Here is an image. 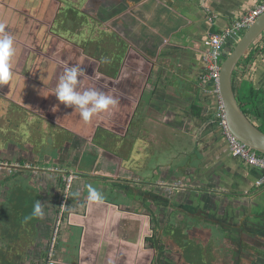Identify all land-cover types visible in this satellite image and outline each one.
Instances as JSON below:
<instances>
[{"label":"crops","instance_id":"1","mask_svg":"<svg viewBox=\"0 0 264 264\" xmlns=\"http://www.w3.org/2000/svg\"><path fill=\"white\" fill-rule=\"evenodd\" d=\"M90 1H86L84 8L92 5ZM261 1L107 0L103 9L99 8L107 12L109 24H113V31L121 32L120 35L129 45L126 57L128 65L124 69L123 76L118 80L119 83H123L124 88L123 91L114 89V94L117 98H124L125 103H122L125 107L120 112L132 115L126 123L115 120L113 124L117 127L114 128H123V137L126 135L127 139L133 134L137 138V141H128L131 149L125 151V155L121 151L112 150L110 145H115V141L107 144L104 141L97 142L96 147L103 149L107 157L111 155V161L120 159L117 164L120 169L116 171L112 167L116 173L110 175L107 181L115 183L116 188L119 182L140 186L147 181L151 182L150 176L156 175V184L165 185L167 182L169 184H166L167 189L173 191L174 186L179 183L182 184L181 187L186 188L190 187V183L208 186L214 184V180H218L222 183L219 184L221 188L230 189L228 186L230 182L242 187L241 189L244 188V193H253L250 200H256L254 202L259 210L258 214L232 206V209L227 210L225 214L219 208V215L209 217L210 213L206 212L204 217L212 227L214 226L215 231L218 227V234L230 244L228 248L231 253L235 251L237 241L247 234L256 243L261 238V244L248 245V250L254 253L259 251V254L261 251L264 252V220L261 216L264 215V208L261 206L264 205V188L258 190L256 172L242 171L237 164L235 167L233 162L228 161L229 156H224L219 151L217 141L223 138L217 136L215 131L219 121L209 117L202 119L198 115L200 106L208 105L211 92L208 90L201 92V89L195 87L194 82L206 68L205 43L209 33L220 32L230 22L233 23V20L243 17ZM19 6V3L16 7L7 6L6 3L3 4V0H0V25L3 26V31L13 36L14 41H20L17 32L22 30V25L19 24L20 18L16 17L21 12ZM257 58V61L253 60V66L245 79L252 82L256 88L262 89L264 88V55ZM129 62L136 67L134 65L132 67ZM135 72L146 75L142 84L137 86L133 84L137 80L135 76L133 77ZM152 74L155 78L151 77V81L149 75ZM162 76L164 79L161 81L164 83L160 84L159 80ZM180 82L184 84L183 87L179 85ZM148 98L153 99L154 102L144 103V99ZM140 109L146 115L145 121L131 123L132 116L134 117L135 112ZM163 152L165 156L162 160L159 154ZM191 155L196 157V161L190 159ZM97 160L103 162L102 158ZM147 160L153 162L149 166L153 172L147 177L134 174L136 171L129 168L131 161H138L139 170L145 168ZM102 164L98 166L101 167ZM110 165L109 162V167ZM179 172L182 173L181 179L178 177ZM70 178V183L74 182L72 175ZM102 185L100 183V189H103ZM77 188L75 191L79 192V195L81 188ZM72 189L69 188V191ZM108 189L107 186L104 190ZM65 193L66 191L61 192L55 203L56 206L53 202L52 205L56 207L53 209L54 213L51 207H44L42 204L45 212L42 219L45 224L42 225L43 227H38V232L42 236H48L50 241H53L55 229L58 228L59 240L57 245L55 244L57 239L53 241L55 245L54 248L51 247L54 250L56 264L146 263L145 238L142 235L135 238L130 219L132 217L143 219L147 216L140 212L131 214L123 202L118 203L103 197L95 201L88 197L85 204H81L78 199L72 200L71 197H66L63 203ZM227 193L230 192L227 190ZM43 197L45 199L46 195L43 194ZM78 198L80 199L79 196ZM241 199L244 200L243 204L247 205L249 200L243 196ZM212 208L214 210L215 206ZM0 248L7 251L6 243L2 238H0ZM51 249L49 252L44 251L46 258L49 257ZM42 261L40 260V263Z\"/></svg>","mask_w":264,"mask_h":264},{"label":"rangeland","instance_id":"2","mask_svg":"<svg viewBox=\"0 0 264 264\" xmlns=\"http://www.w3.org/2000/svg\"><path fill=\"white\" fill-rule=\"evenodd\" d=\"M17 1L20 2L19 9H21V12L19 13L24 15L21 18L22 23L28 21L26 18H29V14L36 16V11H34L35 8H31L33 7L32 4L35 3L34 0H16V2ZM24 1H26V3H24ZM37 1L38 0H36V3ZM86 1L87 0H79L78 4L82 7ZM5 2H7V6L11 5L12 7H16V4H18L13 0H6ZM5 2L3 0V4ZM73 2L76 4L75 0ZM52 3H54V1H52ZM70 4L73 5L72 2ZM22 5L24 6L22 7ZM53 5L54 6L50 7L52 16L59 4L54 3ZM58 8L60 9V7ZM70 9L71 7L64 8L62 17L67 15ZM83 9H85L84 6ZM83 12L87 14L88 12L89 14L91 13L90 11ZM82 19L83 17L78 18L79 21H82ZM94 20L99 25L105 23L104 27L107 26V23L102 20H97L95 18ZM36 25L37 22L32 23V26L28 23L27 27L22 24V30L17 32V38H19L20 41H15L16 55L12 61V71L14 75L8 84L0 85V164L21 166L19 168H10L0 165V216L9 214L11 216L10 218H13V222L10 224L16 226L14 227L16 230L14 232L16 233L15 238H19L17 242L22 249L18 252L23 253L18 264H42L40 260L45 261L47 256L44 251L47 250V252H49L52 247V241H50V239L48 240V236H42L38 232V227L45 224V221L41 218L31 216L34 204L39 200L44 207H51L53 212V209H56V201H58L61 192L65 191L64 188H66V186L63 185V179L71 175L74 182L70 189H73L69 192L66 191L67 197L78 199L81 201V204H85L84 202L88 196H86V193L83 192L82 189L88 184L91 176H107L105 178L107 179L110 175L116 173V169H120V167L117 166L120 159H116L115 162L111 161V155L107 157L103 149L100 150V147H96L97 142L104 141L107 144L115 141V145H110L112 150L117 152L121 151L124 154L125 151L128 152V150L131 149V146H128V141H137L135 134L131 135V137L128 136L129 139L126 141H121L117 138L119 136L118 134H124V130L114 128V126L117 127V125L113 124L120 115L118 112L123 110L120 105L108 112L93 116L92 119L86 123L79 115L78 109L74 111L72 107H66L58 101L53 93L55 92L61 75L56 70L58 67H61V65L64 66L68 64V60L71 59V57H66V59L63 60V53L61 52L59 53L60 55L58 54L61 58L59 61L49 60L48 57L44 55V52L49 50L50 41L42 40L41 36H36ZM84 25H82V27ZM90 25L91 24L87 23L88 27ZM65 29L66 28H62L61 31L63 32ZM115 33L121 36V32L115 30ZM86 34H88V32H86ZM58 40L62 42L65 40L57 38L54 43V47L56 44L58 49L61 50L65 46L62 44L60 45ZM67 42L69 43V41ZM66 47L74 50L70 43ZM33 57L39 58L36 64H33ZM48 63L49 65H47ZM47 72L48 74H46ZM235 83L236 82H234V85H236ZM120 84L121 83H117L116 81L111 86L120 90ZM88 86L93 88L99 86V84L96 85L95 80L86 78L81 85V90ZM242 87L243 89L245 88V92L249 89L247 83H242L241 89ZM236 89H238L237 86ZM148 101L149 104L154 102V100L150 98L144 99V103ZM129 115L131 114L129 113ZM137 119L141 120V118ZM74 123H76V125ZM106 127L113 128L114 133L108 134L105 130ZM90 150L92 155H88V151ZM159 155L163 160L165 152ZM97 158H102L103 162H98ZM22 159L25 160V165L22 164ZM190 159L196 161L194 155H191ZM147 161L146 167L140 170L138 169V161H131V163H129V168L136 171L134 174L136 173L137 175L147 177L148 174L153 172L149 167L153 162H150V160ZM109 162L111 164L110 167ZM39 164L42 165L39 167ZM101 164L102 166L99 167ZM23 166H27L31 169H27L26 167H24L26 168L24 169ZM34 166L50 171L59 170L63 173L59 174L55 172L52 174L53 172L33 171L32 168H35ZM112 167L115 168L116 171L113 170ZM110 168L111 170H109ZM181 172L178 173L179 179H181L182 176ZM75 174H86L88 177L76 176ZM150 177L152 182H157L156 175H151ZM74 178L79 179L74 180ZM165 184H167V182ZM150 185L151 184H148L151 190L153 187L151 188ZM189 185L190 187H197L195 183H190ZM103 186L105 185L103 184V189L100 190L93 187L101 197L114 200L118 203L129 202L127 187L126 192H118L115 189L112 190V188L104 190L106 188ZM214 186L221 189L219 188L218 180H215ZM77 187L81 188V194L79 195V192L77 193L75 191V188L78 189ZM140 188L143 189L145 187L141 185ZM86 190L87 193H89V188ZM168 191L169 189H167L166 185L154 188V192L163 194L166 197L171 195L170 198H172L173 192L170 193ZM43 194L46 195L45 199ZM177 199L180 205L192 204L202 209L204 214L202 218L199 217L201 219H197V214L190 215V213L185 211L181 206L179 210H176L173 209L171 205H159L158 203L150 201V199L147 200V206L144 199L138 197V203L136 201L132 208L127 210L130 211L131 214L140 212L147 217L143 219H135L132 217L130 219V223L133 225L132 232L135 233L136 236L135 238L137 239L141 235L146 239L148 238L149 240L148 242L146 241V247L156 242L155 245L157 247L159 246L161 249L160 251L163 252L162 260H172L173 264H189V261L191 264H231L230 262H225L226 259H230V252L227 251L230 244L225 242L223 237L218 234V227L215 231L214 226L212 227V225L204 220L207 214L206 212L219 215V207H216L218 210L215 208L214 210L213 208H207L201 204L196 197L194 200H191L188 194L181 190ZM53 202L55 206L52 205ZM14 203L16 206H14ZM19 203L21 205H18ZM227 203L234 206L236 201H228ZM143 205L146 206V209L141 207ZM147 210H153L152 216L154 217V221L150 220V214L147 213ZM169 217L170 219H167ZM7 222L8 221H6L4 217L2 224H8ZM163 227L167 230H164ZM23 238H28V240L24 241L22 240ZM58 240L59 236L57 235V240L55 241L56 245ZM176 240H178L179 244L184 246L187 245V247H179ZM183 242L186 243L184 244ZM157 247L152 249L153 254H156L155 252L158 251ZM40 254H42L41 257Z\"/></svg>","mask_w":264,"mask_h":264},{"label":"flooded vegetation","instance_id":"3","mask_svg":"<svg viewBox=\"0 0 264 264\" xmlns=\"http://www.w3.org/2000/svg\"><path fill=\"white\" fill-rule=\"evenodd\" d=\"M5 1L6 0H4V2ZM13 1L15 3H20L18 1L16 2V0H13ZM52 1H54V3H58L59 4L58 7H60V9L57 7L53 16L51 15V12H50L51 11L50 7L54 6L53 5L54 3H52ZM73 1L74 0H67V1L66 0H38L36 3V0H34V2L36 4L33 3L32 4L33 7H31V8H35L34 11H36V16L29 14V18H26V19H28V21H26V22L24 21L23 23H22V19H21L22 16H24L23 14L18 13V16H16V17L20 18L19 19L20 24L21 25L23 24L25 27L28 26V23H30V25L32 26V23L37 22L36 36L37 37L41 36L42 40L50 41V43L48 42L50 44L48 47L49 50L44 52V55L47 56L49 60L59 61L61 59L59 56L60 55L59 53L62 52L63 53L62 54L63 60H65L66 57L67 58L71 57V59L68 60L69 65L80 64L81 67L84 69V71L86 72V74L89 77L93 76L94 73H96V72H98L100 74L98 76L94 75L91 78V79L96 81V85L99 84V86H95L93 88H95L99 91H103V92L108 93V94H112L115 96V94H114L115 88H113L111 85L114 84V82H116V81H117V83H119L118 80H119V78H121L123 76L122 74L124 72V69L126 68V65H128L126 57L128 55L127 53H128L129 45L123 39L122 36H119L118 34H116L113 31V28H112L113 24H109V18L107 16L108 15L107 12L99 9V8L103 9V6H105L107 4V0H102V1L91 0L90 2L92 5L88 6L85 9H83V7H79V5H78L79 0H75L76 4H74ZM71 2L73 5L70 4ZM5 3H7V2H5ZM68 7H71L70 12H68L67 15H64L62 17V11L64 10V8H68ZM82 9H83V11H87V12L90 11L91 12L90 14L88 12V14L90 16L86 12H83ZM79 17L80 18L83 17V19H82L83 22L78 20ZM89 18H90V21H89ZM94 18L97 20H102V21L106 22L107 26L104 27L105 23H103L101 25L97 24V22L94 20ZM91 19H93V20H91ZM87 23L91 24V25L88 27ZM82 25H84V26L82 27ZM62 28H66V29L63 30V32H62L61 31ZM86 32H88V34H86ZM106 36H107V38H106ZM57 38L65 40L63 42L61 40H58L60 45L62 44L65 46L61 50L58 49L56 44L54 47V43L56 42ZM210 38H211V35L208 39V44H207L208 48L206 49L207 52L211 47V45L209 43ZM67 41H69L71 47L74 50H71V48L66 47L69 44ZM39 46H40V44H39ZM207 52H206V54H207ZM225 52L226 51L223 50V55ZM249 53L250 54L247 57L248 63H247V59H246L245 60L246 63H244V62H243V64L239 63L240 66L236 67V70L234 71V75H233V85H234V82H236L235 83L236 85H234V88H235V91L237 93L238 102H239L240 106L246 110V112H247L246 114L251 117L252 121L257 126H259V128H261L264 131V110H262V112H260V114H258V112L255 111V107L253 106L252 102L249 101L250 96L248 95V91L245 92V88L243 89V87H242L243 90L241 89V84L247 83V79H245V78L248 76V74L250 72L249 70L252 68L254 61L258 60V58H257L258 56L264 55V34L261 36V38L258 40V42L255 45H253V47L251 48V52H249ZM256 53H257V55H256ZM206 54L204 56L205 62H206ZM245 56H244V58H245ZM33 58H34L33 64H36L38 62L37 59H39V58L38 57H36V58L33 57ZM244 58H243V60H244ZM129 64H131L132 67H133V65H134V67H136V65L133 63L129 62ZM47 65H49V63ZM206 65H207V63H206ZM122 69H123V72H122ZM56 71L60 75H62L63 71H64V66L61 65V67H58ZM136 73L137 72H135V74H133V77L135 76V78H137L136 82L133 83L134 86H137V84L138 85L142 84L143 79L146 78V75H143V74L141 75V74H136ZM46 74H48V72ZM152 75H149L150 76L149 80H151V77H152V79L155 78L154 74H152ZM240 79H242V81H239ZM236 86L238 87V89H236ZM85 88H92V87L88 86ZM119 88H120V90L123 91V88H124L123 83L120 84ZM257 92H258L257 93L258 101L261 102V104L264 106V92L262 91V89H261V91L259 90ZM118 99L120 101L119 105L122 108H124L125 107V105L123 104V103H125V101H123L124 98L118 97ZM118 113H120V115L117 117L116 122H121V123L122 122H124V123L128 122L129 117H131V115H132V114L128 115V113L127 114L121 113V112H118ZM145 117L146 116L144 115V112L141 111V109H140V110H138V112H135L134 117L132 116V122L131 123H135V122L139 123V121H143V120L145 121ZM137 118H141V120H139ZM74 124L76 125V123H74ZM120 129L123 130V128H120ZM105 130L108 132V134L114 133L113 130H111L109 127H106ZM71 133H72V131H71ZM118 135H116V136H118L117 138L120 139L121 141L128 140V139H126V135L124 137L121 134H118ZM89 154H91V150L88 151V155ZM41 165L42 164H39V167ZM32 170L34 171V169H32ZM42 171L51 172V173L53 172L52 174H54L57 170L50 171V170L46 169V171L45 170H42ZM259 181L260 180L257 181V185L261 184V183H258ZM218 183L222 184L219 181H218ZM233 185L234 184H232L230 182L228 183V186L230 188H233ZM0 186H1V184H0ZM148 194H151V193H148ZM149 197L151 198V195H149ZM145 204L148 206V202ZM171 206L173 207V209H176V210H179V208L181 206L182 208H184L185 211L190 213V215L191 214H197V217H198L197 219H201L202 216L204 215L202 209L195 207L192 204H190V205L185 204L184 206L177 204V205H171ZM143 208H144V205H143ZM164 208H165V206H164ZM144 209H146V208H144ZM150 210H147V213L150 214V217H149L150 220L154 221V217L152 216L153 210L152 211H150ZM215 214L216 213H210L208 216L209 217H215L216 216ZM199 217H201V218H199ZM167 219H170V217ZM163 229L167 230L165 227H163ZM164 235H165V232H164ZM249 237H250V235H248V234L245 237L242 236L241 240L237 241L238 245L234 244L236 246L234 252L231 253L229 248L227 249V251L230 252V259H226V261H225L226 263L230 262L231 264H264V258H263L264 252L263 251H261L259 254V251L254 253V252H251L248 250V247H249L248 245L253 244L256 246V244H259V243L261 244V240H260L261 238L258 240V243H256L254 240H252V237H250L251 239ZM149 238H151V237H149ZM148 240H149L148 238L147 239L145 238V248L147 249V252H146L147 258H146L145 264H173L172 260H170V261H169V259H166V261L162 260L163 252L160 251L161 249L159 248V246L157 247L155 245L156 242H155V244L153 243L149 247H146V241L148 242ZM240 241H241V243H240ZM155 247L158 248L157 249L158 251L155 250L156 254H153L152 249ZM46 260H47V258L45 259V261L42 262V264H44L46 262ZM189 264H191L190 261H189Z\"/></svg>","mask_w":264,"mask_h":264},{"label":"water","instance_id":"4","mask_svg":"<svg viewBox=\"0 0 264 264\" xmlns=\"http://www.w3.org/2000/svg\"><path fill=\"white\" fill-rule=\"evenodd\" d=\"M242 18V17H241ZM241 18L235 19L232 22L229 23V25L222 29L220 32H224L228 29L235 30L233 33L230 32L228 35L226 44L224 46V50L226 51L224 55L221 57V73H220V78L218 80V88L219 91H215L216 88V81L214 79H204V75L206 72V68L203 71V73L200 75V77L194 82L196 85L195 87L197 89H201V92L203 90H208L211 92V97H209L207 103L208 105L202 104L200 106V109L198 110V115L200 118L205 119L206 117L209 118H214L217 121H219V125L217 127L216 135L221 138L220 141H217V147L220 148V152L224 156H229L227 159L229 162H233V164L236 167V164L238 167H241L242 171H250L251 172H256L258 175L257 179H263L264 178V166L259 165V164H252L248 161L247 158L243 157L242 155L235 154L233 152V138L234 137L237 141H239L241 144L245 145L248 147L253 153H255L257 156L264 157V131L259 128L251 119L250 116H248L242 107L240 106L238 102V97L237 93L235 91L234 85H233V75L234 71L236 70L237 66H240V64L243 62L246 63V59L248 55L251 52V48L253 45H255L258 40L261 38V36L264 34V13H262L254 23H252L249 26H244L243 28L237 29V22L241 20ZM213 32L209 33L212 35ZM207 36L206 38V49L208 48V39L209 37ZM207 52V50H206ZM246 55V56H245ZM245 56V58H244ZM244 58V60H243ZM240 63V64H239ZM248 63V59H247ZM207 66V65H206ZM155 73V72H154ZM163 76L161 77L160 84H163L164 82L161 81L163 80ZM152 81V80H151ZM158 81V83H159ZM248 81V80H247ZM180 86H184L183 83H179ZM193 85V84H192ZM247 85H249V88L254 89L256 91H261V88H256L254 84L250 81L247 82ZM262 91L264 92V88H262ZM220 105L222 106L223 110L220 109ZM206 106V107H205ZM224 113L225 115V120L227 124V130L231 134L232 137H229L227 133L225 132V126L221 123V115ZM223 139V140H222ZM1 166H7L10 168H19L21 166H16V165H11V164H0ZM26 167L27 169H30L27 166H23V168ZM24 168V169H26ZM34 170H45V169H39L38 167L32 168ZM46 171V170H45ZM57 173H63L62 171L57 170ZM68 173V172H66ZM76 176H85L88 177L86 174H75ZM105 176L101 177H95L91 176V178L88 181V184H86L85 188L83 189V192L86 193V196L89 197V193H87V190L89 186L92 188H98L100 190V183L104 184L105 188L109 189H115L118 192H126V187L128 191V197H129V202L123 203L125 208L130 210L132 206L136 203H138V197H141L144 199V202L147 203V200H151L155 203L164 204V205H180L179 200L177 199L178 194L181 191H184L186 194H188L189 198L191 200L198 199L201 204H203L205 207H209L210 209L215 206L219 207L221 210H223V214L227 212V210L232 209V204H228L227 202L229 201H236L235 207L236 209H243L245 212H251L255 214L257 211V207L254 201L256 200H250L251 196L253 193L247 192L244 193V188L241 189L240 187L233 185V188L230 189H225L221 188L218 189L217 186H214V184L210 185H197V187H181V183L178 185L174 186V190L171 191L170 188L168 192H173L172 198L166 197L163 194L156 193L154 192V188H159L162 185L156 184L155 182H148L144 183L145 188H140V186L131 184V185H126V184H121L122 182H119L117 184L118 188L115 187V183L107 181L105 179ZM79 179V178H76ZM75 179V180H76ZM104 179V180H103ZM82 180V179H81ZM64 183L63 185L66 186L65 191L69 192V188L72 186L73 182L70 183L71 178L70 176L64 177L63 179ZM105 182V183H104ZM71 184V185H69ZM147 184V185H146ZM148 184H151V190L148 186ZM159 185V186H158ZM166 185V184H165ZM102 188V186H101ZM149 188V189H148ZM179 190H177V189ZM185 188V189H184ZM258 190L261 191L262 188H264V182L258 185ZM67 189V190H66ZM228 192L230 193H227ZM151 193V194H148ZM151 195V198L149 197ZM85 196V195H84ZM246 197L249 201L246 205V203L243 204L244 200L241 199V197ZM67 197V193L64 194L63 198V203L66 201L65 198ZM72 198V197H71ZM149 198V199H147ZM72 200H74L72 198ZM264 208V205H261ZM143 207V206H141ZM196 207V206H195ZM145 208V207H144ZM234 208V209H235ZM135 209V208H134ZM259 212H257L258 214ZM262 219L264 220V215H261Z\"/></svg>","mask_w":264,"mask_h":264},{"label":"clouds","instance_id":"5","mask_svg":"<svg viewBox=\"0 0 264 264\" xmlns=\"http://www.w3.org/2000/svg\"><path fill=\"white\" fill-rule=\"evenodd\" d=\"M15 55L13 36L3 31V26L0 25V85L8 84L13 78L12 61ZM94 75L100 74L96 72ZM93 76L89 77L80 64H65L63 74L53 93L61 104L72 107L74 111L78 109L79 115L86 123L99 113L115 109L120 102L114 95L95 88L81 90L83 81ZM89 199L93 201L101 199L100 194L91 186H89ZM44 215L42 203L38 200L33 206L31 216L42 219Z\"/></svg>","mask_w":264,"mask_h":264},{"label":"built area","instance_id":"6","mask_svg":"<svg viewBox=\"0 0 264 264\" xmlns=\"http://www.w3.org/2000/svg\"><path fill=\"white\" fill-rule=\"evenodd\" d=\"M264 13V0H262L259 4H257L251 11H249L247 14H245L239 22H237V29L243 28L244 26H249L252 23L256 21V19ZM235 30L228 29L224 32H217L211 35L210 38V49L208 50L206 54V72L204 75V79H214L216 81V88L215 91H219L218 88V80L220 78L221 73V57L223 55L224 46L226 44L228 35L233 33ZM220 109L223 110L222 106L220 105ZM221 115V123L223 126H225V132L229 137H232L231 134L227 130V124L225 120V115L222 112ZM232 144H233V152L235 154L242 155L243 157L247 158L248 161L252 164H259L264 166V157L257 156L255 153H253L248 147L241 144L239 141H237L234 137ZM264 181V178L260 180L258 183H262ZM58 228L55 229L54 235H53V241L57 239L58 235ZM52 241V248H54V242ZM54 250L51 249V252L49 253V257L47 258L46 262L44 264H56V260L54 258Z\"/></svg>","mask_w":264,"mask_h":264},{"label":"trees","instance_id":"7","mask_svg":"<svg viewBox=\"0 0 264 264\" xmlns=\"http://www.w3.org/2000/svg\"><path fill=\"white\" fill-rule=\"evenodd\" d=\"M79 5V4H78ZM80 7V5H79ZM257 91L254 89H248V95L250 96L249 101L252 102L253 106L255 107V111L258 112V114H260V112H262V110H264V106L261 104V102L258 101V95H257ZM243 109V108H242ZM245 113L246 110L243 109ZM22 164L25 165V160L22 159L21 160ZM18 205H21L20 203ZM14 206H16V204L14 203ZM21 207V206H19ZM6 218V221H8L7 223L9 224H2L3 222V218ZM11 216L9 214L7 215H1L0 216V238H2L4 240V242L6 243V249L7 251H4L2 248H0V264H18L20 259L22 258L23 253L18 252L19 250H22L20 248V246L18 245V240L19 238H15V234L14 233L16 230L14 229V227H16L12 223L13 218H10ZM12 225V226H11ZM175 236V235H174ZM178 237V236H176ZM22 240L27 241L28 238H23ZM178 243V240H176ZM184 244L186 242H183ZM179 247H187V245H182L179 244ZM11 252V253H10ZM13 252V253H12Z\"/></svg>","mask_w":264,"mask_h":264}]
</instances>
